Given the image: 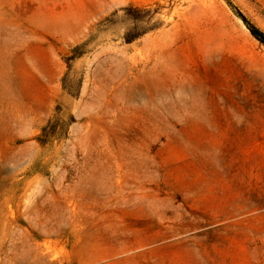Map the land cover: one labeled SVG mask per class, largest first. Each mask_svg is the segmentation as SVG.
Wrapping results in <instances>:
<instances>
[{"label":"rangeland","instance_id":"374dc122","mask_svg":"<svg viewBox=\"0 0 264 264\" xmlns=\"http://www.w3.org/2000/svg\"><path fill=\"white\" fill-rule=\"evenodd\" d=\"M264 0H0V264H264Z\"/></svg>","mask_w":264,"mask_h":264},{"label":"trees","instance_id":"16d2710c","mask_svg":"<svg viewBox=\"0 0 264 264\" xmlns=\"http://www.w3.org/2000/svg\"><path fill=\"white\" fill-rule=\"evenodd\" d=\"M252 33H253L255 36H257V37L261 40V42L264 43V36H263V35L258 34V32H256L255 30H252Z\"/></svg>","mask_w":264,"mask_h":264}]
</instances>
